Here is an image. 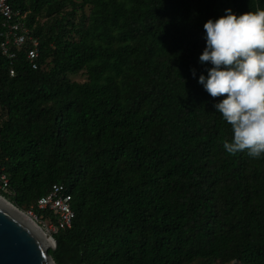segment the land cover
<instances>
[{"label": "trees", "instance_id": "16d2710c", "mask_svg": "<svg viewBox=\"0 0 264 264\" xmlns=\"http://www.w3.org/2000/svg\"><path fill=\"white\" fill-rule=\"evenodd\" d=\"M19 3L38 69L0 51V195L28 212L67 187L75 219L53 236L55 263L264 264V158L226 152L224 97L198 83L204 24L264 0Z\"/></svg>", "mask_w": 264, "mask_h": 264}, {"label": "clouds", "instance_id": "9594fccd", "mask_svg": "<svg viewBox=\"0 0 264 264\" xmlns=\"http://www.w3.org/2000/svg\"><path fill=\"white\" fill-rule=\"evenodd\" d=\"M206 47L201 65H211L198 83L213 98L232 137L224 144L229 154L264 158V9L225 15L204 24ZM196 78V69H192Z\"/></svg>", "mask_w": 264, "mask_h": 264}, {"label": "built area", "instance_id": "2783aa9c", "mask_svg": "<svg viewBox=\"0 0 264 264\" xmlns=\"http://www.w3.org/2000/svg\"><path fill=\"white\" fill-rule=\"evenodd\" d=\"M20 0H0V18L2 19V30L0 31V51L9 61L16 59L18 52L25 50L27 57L34 70L38 69L40 42L28 27V12L22 11ZM10 76H15V70H10ZM9 179L0 165V189L7 191ZM72 196L67 187L56 184L51 191L41 197L35 206L25 212L30 218L45 228L47 236L52 237L59 231L72 228L75 212L71 206ZM50 212L52 217L39 220L36 210ZM54 239V238H53Z\"/></svg>", "mask_w": 264, "mask_h": 264}, {"label": "water", "instance_id": "95a60500", "mask_svg": "<svg viewBox=\"0 0 264 264\" xmlns=\"http://www.w3.org/2000/svg\"><path fill=\"white\" fill-rule=\"evenodd\" d=\"M22 213L26 214L0 200V264H56L49 251L56 249L57 242L52 237L46 240Z\"/></svg>", "mask_w": 264, "mask_h": 264}, {"label": "rangeland", "instance_id": "374dc122", "mask_svg": "<svg viewBox=\"0 0 264 264\" xmlns=\"http://www.w3.org/2000/svg\"><path fill=\"white\" fill-rule=\"evenodd\" d=\"M75 2H77V3H82L83 0H75ZM71 9H72V7H71L70 5L67 6V7H66V11H65V13H67L68 11H71ZM90 10H91V6H87V7H85L83 10H77V12H76V14H75V16H74V18H73V20L75 21V23H78V22L81 20L83 14L88 15V14L90 13ZM46 21H47L46 18H42V19H41V23H44V22H46ZM76 39H77V38H76ZM69 78H70L71 81L78 82V83H85V82L88 81V77H87V75H86L85 72L79 73V74H77V75H71ZM0 197H1V198H4V200H7V199H6L5 197H3L2 195H0ZM6 202H9L10 204H12L9 200H7ZM12 205H13V204H12ZM38 224L41 226L40 223H38ZM43 230H44V232L47 234L45 228H43Z\"/></svg>", "mask_w": 264, "mask_h": 264}, {"label": "bare ground", "instance_id": "6f19581e", "mask_svg": "<svg viewBox=\"0 0 264 264\" xmlns=\"http://www.w3.org/2000/svg\"><path fill=\"white\" fill-rule=\"evenodd\" d=\"M0 200L6 202L4 200V198H1L0 197ZM6 203H8V202H6ZM21 216L24 218V220L28 221L34 227V229L39 230L40 233L45 237L46 240H48L50 238L49 236L46 235V233L44 232V230L42 229V227L35 220H33L28 215L23 214V213L21 214Z\"/></svg>", "mask_w": 264, "mask_h": 264}]
</instances>
